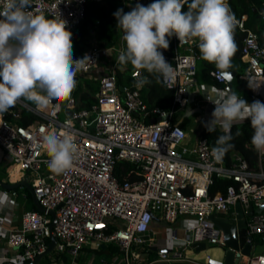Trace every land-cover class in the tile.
<instances>
[{"label": "built area", "instance_id": "2783aa9c", "mask_svg": "<svg viewBox=\"0 0 264 264\" xmlns=\"http://www.w3.org/2000/svg\"><path fill=\"white\" fill-rule=\"evenodd\" d=\"M88 1L101 0H31L29 11L42 9L49 18L59 11L71 32L84 18ZM117 1L123 10L137 2L146 4L145 0ZM5 3L0 0V8ZM235 18V29L245 32L241 44L245 67L239 78L251 88L249 104L256 97L264 102L259 95L264 82V46L257 33L245 27V14ZM122 36L123 32L113 47L102 48L88 41L82 54H73L74 59L90 58L78 72L98 83L95 102L89 108H77L78 99L72 94L64 103L55 101L46 108L21 98L0 118V149L9 159V168L18 167L21 179L29 182L44 208L24 211L15 229L0 226L7 248L16 249L8 255L7 249L0 247V261L28 264L47 249L52 235L56 255L50 264H67L63 255L70 257L68 264H78L77 258L87 245L98 250L102 244L114 245L118 253L109 260L100 258L98 263L87 264H197L185 258L182 249L197 241L224 247L223 233L210 216L235 219L237 203L245 219L247 240L264 234V152L258 151L255 168L239 154L234 155L231 165L224 166L214 158L213 148L201 131L191 142L187 131L175 121L190 104L188 88L195 86L199 97L191 90L194 100L212 108L211 101L230 92L228 81L219 77L214 64L210 70L213 82L198 81L199 40L184 43L173 35L169 48L159 49L175 73L172 81L163 83L173 91L172 106L163 109L145 104L141 97L145 84L137 86V80L144 77L139 69L130 73L129 85L117 82L118 56L124 50ZM111 50L117 52L115 59L100 71L101 56ZM21 110L34 119L20 123ZM52 130L74 134L78 146L73 166L61 174L50 171L44 162L49 157L42 149L43 136ZM122 162L129 163L127 169ZM214 175L233 183L225 192L211 194ZM10 178L4 181L13 182ZM0 192L7 197L15 195L1 187ZM261 206L260 212L246 216L250 209ZM50 210H54L56 220L51 229ZM153 216L165 225L179 219L185 222L181 235L175 228L170 230L168 251L158 250V257L149 259L142 249L147 244L150 250L152 245L149 233L157 221ZM255 259L264 264L263 255Z\"/></svg>", "mask_w": 264, "mask_h": 264}, {"label": "clouds", "instance_id": "9594fccd", "mask_svg": "<svg viewBox=\"0 0 264 264\" xmlns=\"http://www.w3.org/2000/svg\"><path fill=\"white\" fill-rule=\"evenodd\" d=\"M185 3L153 0L146 6L137 2L128 12L117 9L113 16L126 45L119 62L146 70L158 83H169L174 69L159 49H168V38L175 35L184 43L198 39L202 59L215 65L222 80H230L237 21L227 0H191L187 11ZM31 7V0H6L0 8V118L21 98L40 108L67 100L76 87L77 72L90 59L73 58L72 33L59 11L49 18L42 9L29 11ZM150 82L143 77L137 86ZM211 102L215 107L205 127L210 133L219 124L224 133L212 149L217 161L233 147L231 128L236 121H250L251 144L264 152V102L249 104L234 91ZM42 149L49 157L44 161L49 170L61 174L73 166L78 146L74 134L52 130L43 136ZM7 199L0 194V205Z\"/></svg>", "mask_w": 264, "mask_h": 264}, {"label": "trees", "instance_id": "16d2710c", "mask_svg": "<svg viewBox=\"0 0 264 264\" xmlns=\"http://www.w3.org/2000/svg\"><path fill=\"white\" fill-rule=\"evenodd\" d=\"M190 3L191 0H187V3L184 4V11L188 10ZM227 3L234 16L240 17L242 14L247 16L245 27L253 29L257 33L262 46H264V22L261 19V14L254 10V8L262 6L263 0H227ZM119 8H122V4L117 0H101L98 2L88 1L86 3L84 18L71 31L74 56L82 54L86 48L88 40L94 41L102 48H110L119 44L122 30L117 27L116 18L113 16V13ZM131 9L132 6L126 8L124 12H128ZM244 36L245 32L238 28L235 29L234 39L237 44V51L231 59L233 67L230 70L234 69L237 72L236 77L233 80V91L248 102L252 101L251 88L246 81L239 78V75L243 73L245 67V64L241 60V44ZM168 39L169 45H171V37ZM123 47L125 50L126 45L124 41ZM198 52L200 54V59L198 60V81L212 83L213 80L210 76V70L213 66L202 59L199 47ZM133 70H135V68L130 63H119V67H117L116 70L117 82L121 85H129L131 83L130 73ZM139 70L144 77H148L151 81L150 83L145 84L141 90V97L147 107L153 108L158 106L163 109H169L172 106L173 91L168 89L163 82L158 83L155 76L150 75L146 70ZM97 90L98 83L96 80L78 78L76 80V87L72 91L73 95L78 99L77 108H89L95 102ZM28 102L30 104L33 103L31 101ZM21 114L22 117L21 120H19L20 123L26 124L34 119L33 115L25 110H21ZM6 117H9V115H6ZM180 117H176L175 121H179ZM179 124L186 130L189 124V117H183ZM215 127L216 130L210 133L205 126L201 130V135L207 139L212 148L217 146L216 142L218 137L224 134L219 125H216ZM253 131L250 121L248 120L236 121L233 123L231 128L232 140L230 141L233 147L227 151L220 161L224 166L231 165L235 154L241 155L248 162L250 168H255L257 166L258 151L251 144ZM122 164L126 169L129 166V163L127 162H122ZM9 165L10 162H7L6 167ZM232 183L231 179L214 175L213 183L210 185V193L213 194L217 191L223 193L227 186ZM24 189L30 197L31 194L28 189L25 187ZM33 208H35V206H33ZM89 252H92L96 258L104 257L107 259L114 255L117 252V249L114 245L110 244L105 248L100 247L98 250H90ZM153 253L156 252L152 251L149 255V259L155 258ZM63 260L68 264L70 257L68 255H63Z\"/></svg>", "mask_w": 264, "mask_h": 264}, {"label": "water", "instance_id": "95a60500", "mask_svg": "<svg viewBox=\"0 0 264 264\" xmlns=\"http://www.w3.org/2000/svg\"><path fill=\"white\" fill-rule=\"evenodd\" d=\"M255 11L262 13L264 15V0L262 6L259 8H254ZM232 73V78L228 81L227 90L232 92L233 88V80L236 77V70H228ZM75 79L77 80L78 77L76 76ZM122 89V87L120 86ZM189 102L194 103V94L191 92L190 88L187 89ZM259 95L264 97V82L259 90ZM255 100L260 101V97H256ZM55 102V101H52ZM201 112V108L199 106L190 108L189 110L185 111V116H190L193 113ZM25 187L31 194L33 204L38 211H44V208L37 202L34 197L33 189L29 182L26 179L18 180L16 182H6L0 179V187L6 190H14L17 187ZM235 211L237 212L235 219L226 218V217H216L210 216V219L214 223V225L219 228L224 237V252L222 255V264H239L240 259L242 256L257 258L258 256H264V234L261 236H257L252 238L251 240H247L246 237V227H245V219L243 218L242 210L240 204L237 203L235 205ZM262 210V206L256 208L255 210L250 209L246 216L252 215L253 212H260ZM49 214L52 217V221L50 223V229L55 224V212L54 210H50ZM155 220L156 217L153 216ZM55 238L50 235V241L48 243L47 249L40 255L36 256L34 260L30 261L28 264H39L43 257L47 256L49 253L52 252L53 247L55 245ZM106 245L102 244L101 248H105ZM156 249V248H154ZM160 251H168L167 248L159 249ZM4 264H13V263H4Z\"/></svg>", "mask_w": 264, "mask_h": 264}, {"label": "crops", "instance_id": "0c3cea01", "mask_svg": "<svg viewBox=\"0 0 264 264\" xmlns=\"http://www.w3.org/2000/svg\"><path fill=\"white\" fill-rule=\"evenodd\" d=\"M145 2H146V4H145V6H146L150 3H152L153 0H145ZM88 41H92V40H88ZM191 90L193 92H195L194 91V90H196L195 86H193L191 88ZM200 103H202V102H200V100H195L194 103H190L188 105V107L185 109V111L189 110L190 108L197 107V106L200 107ZM205 109H206L209 117L205 121L204 126L211 119V113H212L214 108L209 107V106H205ZM178 114L176 115V117H179ZM183 117H188V116H185V114L182 115L180 117L179 121H177V122H180L183 119ZM217 125H219V124H217ZM201 130L202 129L200 128L198 130V132H200ZM186 131L188 133L190 141L193 142L195 140L194 136H192V134L189 132L188 128L186 129ZM0 151L2 152L1 149H0ZM1 156H2V154H0V159H1ZM5 159H7V162H9V159L7 158V156H5L3 154L2 159L0 160V163L2 161H5ZM6 171L8 172V176L9 175L11 176L9 166L6 167ZM20 176H21L20 173H19V176H11L10 180L11 181L13 180V182H16L18 180H22ZM2 180H5V179H2ZM13 191L15 192V190H13ZM0 194H2V193L0 192ZM15 196H16V192H15V195L8 197L7 201L4 204L0 205V226L6 230L17 228L19 226L21 215L24 212L23 211L20 214H18L16 212L17 208L19 207V204L14 199ZM31 205L34 206L33 202ZM175 229L178 230L177 231L178 235L182 234V230L179 229V227H176ZM167 230H168L167 226L163 222H159L158 220L151 225V231H150L149 235L153 239V241L151 242L152 245L149 246L151 250L149 251L150 253H148V257L152 253V251L157 253L159 249L166 248L169 245L167 236L170 234V232L168 235H166V233L168 232ZM0 247L6 248L8 255H10L11 253H14L16 251V249L7 248L3 235H0ZM154 248H156V249H154ZM90 250H91V248L89 246L88 248L85 247L81 251L80 255L77 258L78 264H87V262H89V261L97 263V258L94 254H91V256L89 257V253H90L89 251ZM182 253H183V256L185 258H188L189 260H193L197 264H222V253H221V251L218 250L217 246L208 244L207 241H197V242H195V244L185 246L182 249ZM100 258H102V257H100ZM250 258L251 257L242 256L239 264H259V262L255 258L251 259V261H250ZM4 263H8V262L0 261V264H4ZM183 264H192V263H183Z\"/></svg>", "mask_w": 264, "mask_h": 264}, {"label": "rangeland", "instance_id": "374dc122", "mask_svg": "<svg viewBox=\"0 0 264 264\" xmlns=\"http://www.w3.org/2000/svg\"><path fill=\"white\" fill-rule=\"evenodd\" d=\"M88 42V41H87ZM116 54H117V52L115 51V50H111L110 52H107V53H104L102 56H101V58H100V61H99V69H100V71L103 69V67L105 66V65H111L112 64V61L115 59V56H116ZM76 76L78 77V78H88V76L87 77H85L84 75H82V74H80L79 72H77V74H76ZM88 79H92V78H88ZM196 93H197V95H198V97H199V92L197 91V90H194ZM71 94H73V93H71ZM28 101V100H27ZM66 101V100H65ZM65 101H63V102H61V103H64ZM34 103H32V105H33ZM200 108H201V112H197V113H193V114H191L190 116H188L189 117V124H188V129H189V132L192 134V136H194V138L196 139L197 137H199V132H198V130L201 128H203L204 127V123H205V121L207 120V118L209 117V115H208V113H207V111H206V109H205V105L204 104H202V103H200ZM185 114V110H182L179 114H178V116L180 117V116H182V115H184ZM63 116H61V118H62ZM198 132V133H197ZM0 154H2V156H3V153L0 151ZM2 156H1V159H2ZM0 159V160H1ZM5 162V163H4ZM4 162H2V163H0V179H6V178H8V172L6 171V163H7V159H5V161ZM15 190V192H16V196H15V200L18 202V204H19V207L17 208V210H16V212L18 213V214H20L21 212H23V211H26V210H30V209H35V208H33V206L31 205L32 204V197L30 196H28V194H27V191L24 189V187H22V186H20V187H17L16 189H14ZM214 216V215H213ZM216 217H218V216H216ZM184 222H185V220H182V221H180V219L179 220H177V222L175 223V224H173V225H166L167 226V228H168V232L166 233V235H168L169 234V232H170V230L172 229V228H176V227H179V229H181L183 226H184ZM169 236V235H168ZM209 244V243H208ZM147 244H145L144 246H143V249H142V251L143 252H147V253H150L149 251L150 250H147ZM89 247V245H87L86 246V248H88ZM217 248H218V250H220L221 251V253H222V255H223V249H224V247L223 246H220V245H217ZM117 249V248H116ZM118 253V250H117V252L115 253V254H117ZM91 254H92V252L91 253H89V257L91 256ZM154 255H155V257H158V254L157 253H153ZM55 252L54 251H52L51 253H49L47 256H45V257H43L42 258V260L40 261V263L39 264H50V262H51V258H53V257H55ZM119 256L121 255V254H118ZM88 258V257H87ZM102 258H104V257H102ZM99 259H100V257L99 258H97V263L99 262ZM108 260L110 259V258H107Z\"/></svg>", "mask_w": 264, "mask_h": 264}, {"label": "bare ground", "instance_id": "6f19581e", "mask_svg": "<svg viewBox=\"0 0 264 264\" xmlns=\"http://www.w3.org/2000/svg\"><path fill=\"white\" fill-rule=\"evenodd\" d=\"M10 172H11V176H19L18 167L17 166L11 167L10 168Z\"/></svg>", "mask_w": 264, "mask_h": 264}]
</instances>
